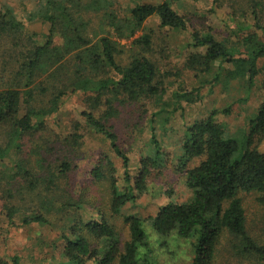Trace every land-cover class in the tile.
<instances>
[{"label": "trees", "instance_id": "obj_1", "mask_svg": "<svg viewBox=\"0 0 264 264\" xmlns=\"http://www.w3.org/2000/svg\"><path fill=\"white\" fill-rule=\"evenodd\" d=\"M108 2L31 0L21 13L16 5L0 1V126L6 130V139L0 144L2 223L5 220L11 228H42L56 234L51 242L55 264H154L145 225L164 238L191 239L192 264H217V252L226 234L238 242L231 246L238 256L264 261V247L249 236L245 209L238 197L240 193H257L264 205V151L259 148L264 141V103L250 123L242 148L218 120L220 112L212 111L192 124L185 123L173 151L167 150L157 133L158 120L167 113L170 122L181 109L182 100L194 101L193 94L181 89L173 93L174 101L162 102L161 72L145 56L151 37L137 38V34L153 18L159 20L161 29L185 33L186 47L191 49L185 68L198 79L210 74L216 65H237L238 72L241 63H248L252 64L247 74L252 83L259 74L254 58L264 54V48L249 58L231 55L209 23L219 0H211L207 10L196 6L204 13L200 25L177 11L169 0H124L122 17L113 10V2L109 6ZM103 10L100 24L107 28L92 35L89 30L94 19L88 16ZM252 16L254 27L263 30L258 11ZM230 21L228 29L241 30ZM37 22L46 26L47 32L28 28ZM255 37L243 43L249 46ZM123 39L133 40V47L142 52L132 56L126 66L118 59ZM208 83L203 80L202 86ZM201 90L198 87L195 92L200 94ZM75 97L86 106L79 113L81 121L62 125L57 114ZM116 103L135 108L140 119L148 114L149 144L154 153H143L136 170L121 147ZM154 106L157 111L149 110ZM52 119L66 132L54 130ZM84 129L104 139L116 158L101 153L93 167L84 170L86 181L77 192L73 177L83 156L79 134ZM28 142L33 145L28 147ZM195 159H201L200 164L192 167ZM165 169L184 178L189 197L171 200L148 217L125 215L129 238L123 244L111 218L145 196L155 172ZM91 187H101L107 214L93 201ZM18 257L15 264H20ZM0 264H5L1 253Z\"/></svg>", "mask_w": 264, "mask_h": 264}, {"label": "rangeland", "instance_id": "obj_2", "mask_svg": "<svg viewBox=\"0 0 264 264\" xmlns=\"http://www.w3.org/2000/svg\"><path fill=\"white\" fill-rule=\"evenodd\" d=\"M6 1L10 5H16L17 11H24L25 4L31 0H0ZM92 1V0H85ZM108 6L113 2V10L122 17L120 5L124 0H108ZM173 7L189 19H194L195 25L204 22V13L198 7L204 6L207 10L211 7V0H199L194 3L193 0H169ZM216 13L210 14L211 26L214 29V35L219 42L224 43L234 58H249L258 52V48H264V29L257 30L254 27L253 11H258L260 23L264 28V0H219ZM29 4V3H28ZM27 4V5H28ZM197 4V5H196ZM258 5V6H255ZM254 7H257L256 9ZM94 8V7H93ZM111 9V8H110ZM112 10V9H111ZM105 10L101 12L92 11L90 16L94 19L89 32H103L107 25L100 24L104 17ZM101 21L99 22V20ZM240 28V31H232L226 27L231 20ZM31 31L47 32V27L41 23H32L28 27ZM91 35V36H92ZM149 35L152 45L146 49L145 56L153 61L161 72V80L164 82V99L162 102L174 101L173 93L183 89L187 93L193 94V102L186 99L180 102L181 109L171 119L166 120L168 114L164 113L158 120L157 133L160 140H163L164 147L173 151V144H176V136L181 135L184 124H192L209 115L212 111L220 112L218 120L226 128L229 137L236 140L242 147L248 135L251 121L255 118L260 106L264 103V54L259 58H254L259 74L249 82L247 74L252 68V64L241 63L239 71L235 72L238 66L216 65L214 70L199 79L189 70H186L185 63L189 58L191 49L187 48L186 34L169 32L167 29H161L157 18L149 20L138 32L137 38ZM255 37L252 44L243 43L249 37ZM133 40H120L121 48L118 57L119 62L126 66L129 59L137 53H142L140 49L133 47ZM252 63V61H250ZM231 76H230V72ZM219 72L221 74L219 75ZM218 74V75H217ZM218 77V81L214 77ZM204 81H209L205 86ZM211 85L214 87L211 89ZM202 87L199 93L195 89ZM183 91V92H184ZM199 97L201 98L199 100ZM116 110L119 115L116 116L117 133L120 134L121 147L126 151L131 159L132 169H138L139 162L143 153L150 150V133L151 129L148 123V114L140 119L141 114L137 113L135 108H128L121 103H116ZM149 108V107H148ZM86 110L81 98L68 100L64 105L57 118L62 119V125H67L72 120L81 121L80 114ZM149 110L157 111V106L150 107ZM228 110V111H227ZM230 110V111H229ZM80 113V114H79ZM118 117V118H117ZM113 122V120H112ZM51 127L63 134L66 129H58L54 119L50 121ZM81 140L83 147L81 149L82 157L78 159V172L74 175L73 190H80L85 183L84 170L93 167L97 157L105 152L111 157L116 158L114 152L110 150L108 143L97 135L92 134L89 130H81ZM6 130L0 126V144L5 141ZM28 142L27 146H32ZM175 146V145H174ZM260 150L264 151V141L260 145ZM30 148H28L29 150ZM150 150V154H153ZM201 159H195L192 167L200 164ZM118 166L121 162L116 159ZM155 180L148 186V193L137 201L135 205H128L121 215L111 218L112 225L120 233L123 244L129 238L128 228L124 224L125 215L139 214L142 217L155 215L158 207L163 206L171 200L184 201L189 197V191L185 187L184 178L176 174L172 169H165L162 173L156 171ZM78 192V191H77ZM90 192L94 196V202L102 209L105 214L108 213L107 206L101 197V187H91ZM172 192L173 196L168 197ZM0 192V208L3 207ZM257 193H240L239 198L242 200L246 213V227L249 236L260 246L264 247V205L259 202ZM13 205V204H12ZM98 209V208H97ZM144 228L149 236L150 257L154 264H192L194 259L193 241L191 239H181L176 236L164 238L159 236L151 226L145 225ZM0 253L5 260V264H15L14 258L19 256L20 264H55L54 247L51 242L56 240V234L42 230V228H11L5 220L2 223L0 218ZM238 243L231 235L226 234L221 240L219 251L217 252V264H264L255 256L242 258L231 250L233 243Z\"/></svg>", "mask_w": 264, "mask_h": 264}]
</instances>
